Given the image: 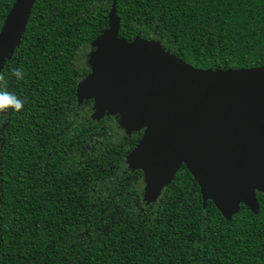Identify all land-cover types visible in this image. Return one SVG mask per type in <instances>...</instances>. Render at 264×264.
Segmentation results:
<instances>
[{
	"label": "trees",
	"instance_id": "16d2710c",
	"mask_svg": "<svg viewBox=\"0 0 264 264\" xmlns=\"http://www.w3.org/2000/svg\"><path fill=\"white\" fill-rule=\"evenodd\" d=\"M24 0H0V36ZM112 0H31L0 60V264H264V193L225 219L184 165L155 201L127 153L142 131L91 116L76 85ZM119 36L198 68L264 66V0H116ZM20 71L21 78L13 73Z\"/></svg>",
	"mask_w": 264,
	"mask_h": 264
},
{
	"label": "water",
	"instance_id": "95a60500",
	"mask_svg": "<svg viewBox=\"0 0 264 264\" xmlns=\"http://www.w3.org/2000/svg\"><path fill=\"white\" fill-rule=\"evenodd\" d=\"M0 36V60L12 46L26 4ZM116 0L107 27L90 42V71L76 85L78 103L92 99L91 116L118 115L125 133L142 131L126 155L141 169L143 200L155 201L184 165L225 219L240 205L257 213L264 193V66L198 68L159 40L119 36ZM23 7H25L23 9Z\"/></svg>",
	"mask_w": 264,
	"mask_h": 264
},
{
	"label": "clouds",
	"instance_id": "9594fccd",
	"mask_svg": "<svg viewBox=\"0 0 264 264\" xmlns=\"http://www.w3.org/2000/svg\"><path fill=\"white\" fill-rule=\"evenodd\" d=\"M13 74L17 78H21L22 76L20 71H14ZM2 80L3 77L0 76V81ZM9 108L19 112L23 108V102L16 98L12 93H9L6 89L0 88V113L6 111Z\"/></svg>",
	"mask_w": 264,
	"mask_h": 264
}]
</instances>
